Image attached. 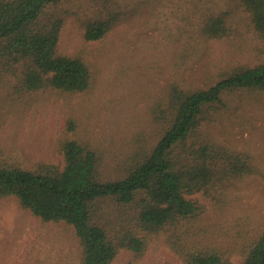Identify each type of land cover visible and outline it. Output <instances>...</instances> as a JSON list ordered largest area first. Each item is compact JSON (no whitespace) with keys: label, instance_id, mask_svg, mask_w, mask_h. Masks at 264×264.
<instances>
[{"label":"rangeland","instance_id":"rangeland-1","mask_svg":"<svg viewBox=\"0 0 264 264\" xmlns=\"http://www.w3.org/2000/svg\"><path fill=\"white\" fill-rule=\"evenodd\" d=\"M110 1L120 20L103 39L86 41L85 23L104 13ZM60 8L65 23L59 51L89 65L91 88L19 94V78L0 70V165L30 171L40 164L63 166L60 143L76 137L102 153L103 177L121 178L137 149L151 151L165 132L159 109L174 86L205 89L231 68L264 61V41L237 0H72ZM211 13L227 16L231 36L205 39L201 29ZM224 102L191 142L247 158L251 172L232 176L211 196L190 195L201 205L196 217L148 235L140 255L120 249L112 264H184L182 251L192 245L240 264L243 246L263 233L264 93L236 90ZM69 121L76 125L72 134ZM107 205L110 229L130 224L122 209ZM0 264H83L82 247L72 226L45 223L11 196L0 200Z\"/></svg>","mask_w":264,"mask_h":264},{"label":"trees","instance_id":"trees-1","mask_svg":"<svg viewBox=\"0 0 264 264\" xmlns=\"http://www.w3.org/2000/svg\"><path fill=\"white\" fill-rule=\"evenodd\" d=\"M68 1L72 0H0V70L19 78L16 93L53 89L79 94L91 88L89 65L58 48L65 23L60 7ZM237 1L264 41V0ZM111 3L104 13L85 23L86 41L103 39L120 20L121 12L112 9ZM201 33L206 40H222L232 35L233 27L225 14L211 13ZM230 70L205 89L186 91L174 86L159 109L158 120L167 124L165 132L151 151L139 154L144 147L137 149L123 177H103L102 153L69 137L60 143L63 166L40 164L30 171L0 165V200L13 196L43 222L72 226L82 247L83 264H112L122 248L142 254L148 247V235L181 227L199 214L201 205L190 195L211 196L232 176L252 170L247 158L191 142L210 120L212 110L224 107L225 94L236 90L264 93V61ZM67 131H76L73 121ZM108 202L128 214L130 224L112 230L116 228L113 224L110 229L104 216ZM185 249L184 264H237L215 249L197 245ZM242 254L240 264H264V231L243 246Z\"/></svg>","mask_w":264,"mask_h":264}]
</instances>
